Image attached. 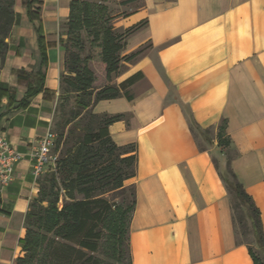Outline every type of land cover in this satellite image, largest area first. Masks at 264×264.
<instances>
[{
	"label": "crops",
	"instance_id": "0c3cea01",
	"mask_svg": "<svg viewBox=\"0 0 264 264\" xmlns=\"http://www.w3.org/2000/svg\"><path fill=\"white\" fill-rule=\"evenodd\" d=\"M71 1L15 0L16 21L0 56V136L22 158L0 188V264L22 255L26 216L39 196L32 153L53 126ZM127 14L117 28L147 23L123 54L143 52L113 83L139 72L144 78L131 99H104L94 110L128 114L110 133L118 145H137V174L127 181L136 187L132 264H254L248 245L237 241L219 170L231 151V167L259 208L264 231V0H142ZM39 71L43 90L19 106ZM191 116L211 131L204 150Z\"/></svg>",
	"mask_w": 264,
	"mask_h": 264
},
{
	"label": "trees",
	"instance_id": "16d2710c",
	"mask_svg": "<svg viewBox=\"0 0 264 264\" xmlns=\"http://www.w3.org/2000/svg\"><path fill=\"white\" fill-rule=\"evenodd\" d=\"M14 5L15 0H0L2 57L7 53V39L16 21ZM146 23L141 21L127 28H117L106 6L71 1V14L65 23L67 34L86 30L90 37V53L82 57L73 52L66 59L52 126L57 133L54 147L57 159L38 179L39 196L31 203L26 216L27 234L16 264H132L129 229L136 206V187L128 185L127 181L137 174V145H118L110 133V125L127 120L128 114L96 113L94 108L104 99L133 97L131 88L144 78L142 72L119 84L113 83V79L123 71L126 63L143 52L139 49L123 54L128 38ZM91 62L105 71V85L95 86L96 75ZM35 81L19 106L26 105L28 98L43 90L45 74L39 71ZM10 101L12 103L11 97ZM68 103H72L70 111L66 109ZM190 122L196 137L199 133L211 143L210 129L202 128L193 116ZM199 146L206 149L201 143ZM230 161L219 172L231 197L237 241L248 245L254 264H264L249 242L240 237L239 228L243 235L253 237L264 254L260 210L235 175ZM215 163L219 167L216 160ZM132 186L134 198L130 202L125 199V203L116 204L108 197L111 192H125ZM105 228L110 229L113 239L109 249L112 261H104L97 255Z\"/></svg>",
	"mask_w": 264,
	"mask_h": 264
},
{
	"label": "rangeland",
	"instance_id": "374dc122",
	"mask_svg": "<svg viewBox=\"0 0 264 264\" xmlns=\"http://www.w3.org/2000/svg\"><path fill=\"white\" fill-rule=\"evenodd\" d=\"M80 1H89L98 6H106L108 9V14L113 17L114 25L119 16L127 14L129 11L139 7L142 4V0H137L135 2H130V3H124L123 2L124 0H80ZM63 34L65 36L64 43H63L65 59H67L69 57V54L73 52H77L82 57L90 53V37L87 34L86 30H82L78 33L67 34V26H64ZM64 45H66V48ZM81 45H82V48H80L81 49L80 50L79 47ZM90 66L94 69L96 80H98V82L95 81V86L105 85L107 83L106 73L103 70L99 69L97 66H95L93 62L90 63ZM71 107H72V103H68L66 109L70 111ZM197 135H198L197 138H198L199 143H201V145L203 146H207L208 143L205 141L203 136H201L199 133H197ZM232 154L233 153H231V151H227V163H228V160L231 159ZM224 168L225 167H223V169ZM127 184L133 185L130 183H127ZM133 190L134 188L132 186L128 188L125 192H122V191L111 192L108 194V197L112 200V202L116 204H123L125 203L124 202L125 199H126V202H130L133 200L134 198ZM239 231H240L241 240L248 241L249 245H251V247L253 248V251L255 252V254L259 256L260 258H262V260L264 261V254L261 252L259 246L255 243L253 237L251 235H247V236L243 235L240 228H239ZM109 233H110V229L105 228L104 237L101 241V246L97 253V255L104 261H112V258L109 255L110 253L109 249H110L113 239L110 237ZM126 244L127 242L125 243V246H124L125 249H127ZM127 263H128V259H127Z\"/></svg>",
	"mask_w": 264,
	"mask_h": 264
},
{
	"label": "built area",
	"instance_id": "2783aa9c",
	"mask_svg": "<svg viewBox=\"0 0 264 264\" xmlns=\"http://www.w3.org/2000/svg\"><path fill=\"white\" fill-rule=\"evenodd\" d=\"M57 133L51 127L39 140L32 155L34 158L32 172L39 179L46 173L50 165H54L57 155L54 147ZM22 158V154L15 150L11 143L0 136V188L8 185L13 178L16 163Z\"/></svg>",
	"mask_w": 264,
	"mask_h": 264
}]
</instances>
